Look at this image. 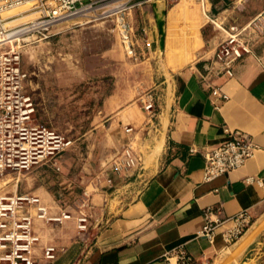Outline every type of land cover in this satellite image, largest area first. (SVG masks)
Listing matches in <instances>:
<instances>
[{"label": "crops", "instance_id": "obj_1", "mask_svg": "<svg viewBox=\"0 0 264 264\" xmlns=\"http://www.w3.org/2000/svg\"><path fill=\"white\" fill-rule=\"evenodd\" d=\"M219 1L209 0L206 8L214 11L208 19L217 27L223 26V19L216 21L219 15H215L222 9L216 6ZM143 3L131 8L129 20L134 29H144L133 33L138 54L157 47L156 29L149 20H156V6ZM173 15L189 21L190 34L180 38L167 29L163 46L180 45L182 55H191L199 41L200 21L193 20L180 2L169 9L167 18ZM216 42L205 53L160 74L152 90L156 113L128 121L135 131L124 132L120 116L111 121L105 142L115 153L132 137L140 165L116 171L99 162L105 155L97 157V163L80 175L85 188L95 179L86 208L91 215L88 230L77 233L72 227L71 233L65 232L63 226L71 221L46 228V233L42 230L43 237L64 249L40 264H165L163 253L179 246L206 264H264V223L251 235L254 223L264 220V35L235 62L232 76L210 79L227 94L222 101L210 94L201 78L206 66H217L209 59ZM118 107L113 104L112 110ZM223 125L250 133L256 147L242 165L203 180L200 151L224 135ZM248 175L262 182H246ZM205 206H219L223 216L240 210L249 213L245 234L232 242L238 247L233 258L228 257L232 243L220 235L225 223L215 228L210 240L199 234Z\"/></svg>", "mask_w": 264, "mask_h": 264}, {"label": "built area", "instance_id": "obj_2", "mask_svg": "<svg viewBox=\"0 0 264 264\" xmlns=\"http://www.w3.org/2000/svg\"><path fill=\"white\" fill-rule=\"evenodd\" d=\"M25 1L28 0H0V180L8 187L0 191V264H40L53 260L64 246L43 237L42 230L71 220L77 233L85 232L91 221L86 210L90 205V192L85 187L74 199L73 206L64 199L52 198L49 202L32 190H17L25 175L37 167L60 170L62 156L73 142L70 137L38 120L37 103L30 90V73L22 58V46L32 39L47 37L50 27L60 21L74 16H94L95 13L113 19L126 54L136 58L134 31L127 14L131 8L148 0H32L36 2L34 15L9 23L11 15L3 16L2 12ZM203 1L200 0L201 4ZM219 27L224 29L225 35L216 42L209 57L217 66L213 68L210 63L201 78L209 86L210 94L222 101L227 94L210 79L213 75L232 76L235 62L250 52L254 42L264 35V7L238 25L230 23ZM137 100L145 118L155 115L151 90L143 91ZM122 129L127 133L135 131L128 121L122 123ZM222 129L224 135L200 151L204 161L203 180L242 165L256 147L250 133L243 129L226 125ZM132 141V137L127 138L120 145L110 163L113 170L126 171L140 165V154ZM244 180L262 182L251 175L245 176ZM202 217L199 234L210 240L215 228L225 223L220 235L227 244L236 240L250 222L246 210L223 216L219 206H205ZM162 256L165 264H206L181 246L164 252Z\"/></svg>", "mask_w": 264, "mask_h": 264}, {"label": "rangeland", "instance_id": "obj_3", "mask_svg": "<svg viewBox=\"0 0 264 264\" xmlns=\"http://www.w3.org/2000/svg\"><path fill=\"white\" fill-rule=\"evenodd\" d=\"M178 2L185 5L193 20L200 21L199 41L191 55H182L180 45L173 49H167L166 45L159 47L156 22L149 19L156 29L157 47L144 54L136 52V58L129 56L120 42L113 19L95 13L94 16H74L60 21L50 27L47 37L32 39L22 46V58L30 73V90L37 103L38 120L70 137L73 142L62 156L60 170L37 167L25 175L17 190L36 191L49 202L52 198H60L73 206L74 199L84 187L80 175L86 174L102 154L106 159L99 162L110 166L118 151L113 153L114 147L104 140L111 121L119 116L122 123L133 119L142 121L145 116L139 107L138 95L148 89L152 91L154 81L161 77V73L167 74V69L175 70L205 53L225 35L208 19L214 12L206 9L208 3L201 6L197 0L146 1L143 4L156 6L155 15L160 10L166 13L163 15L165 36L167 29L180 38L189 32V21L185 18L175 15L167 18L169 9ZM35 4L34 1L31 6L6 10L2 15H11L9 23L22 21L32 16ZM216 6L222 8L215 13L219 15L216 21L223 19L222 25L226 27L247 20L264 7V0H220ZM131 15L132 11H129L127 18L130 21ZM140 30L133 28L136 34ZM117 103L120 107L112 110L113 104ZM134 143L133 140V147ZM94 183L95 179L88 181L87 191L92 190ZM2 185L0 182V188ZM69 223L71 226H63V230L71 233L73 224ZM263 223L264 220L257 224L261 226ZM43 230L47 232L46 228ZM251 231L252 235L257 230ZM229 249L228 257L233 258L238 251L237 243H232Z\"/></svg>", "mask_w": 264, "mask_h": 264}, {"label": "bare ground", "instance_id": "obj_4", "mask_svg": "<svg viewBox=\"0 0 264 264\" xmlns=\"http://www.w3.org/2000/svg\"><path fill=\"white\" fill-rule=\"evenodd\" d=\"M190 2H194V0H189ZM32 2H34V1H32V0H28V1H25V2H23L22 4H20V5H17V6H15V7H12V8H10V9H14V8H16V7H19V6H22V5H24V6H31L32 5ZM197 2L201 5V6H205L208 2L206 1V0H204L203 1V4H201V2H200V0H197ZM10 9H7V10H10ZM6 11V10H5ZM4 12V11H3ZM2 12V13H3ZM34 15V13L32 12V16ZM164 37H165V32H164ZM163 45H164V40H163ZM0 182H2L3 183V181L2 180H0ZM11 188H14V185H11L10 186ZM6 188H8L7 186H5V185H2L1 186V188H0V191H2V190H4V189H6ZM36 192V191H35ZM41 195V194H40ZM42 196V198L44 199V200H46L45 199V197L43 196V195H41ZM69 221H71V220H69ZM254 229L255 230H258L259 228H260V225L259 224H254ZM47 230V229H46ZM242 235V234H241ZM240 235V236H241ZM239 236V237H240ZM234 242V241H233Z\"/></svg>", "mask_w": 264, "mask_h": 264}, {"label": "water", "instance_id": "obj_5", "mask_svg": "<svg viewBox=\"0 0 264 264\" xmlns=\"http://www.w3.org/2000/svg\"><path fill=\"white\" fill-rule=\"evenodd\" d=\"M163 15H164V10H160L159 14H156V20H155L157 26V32L159 33V38H158L159 47L163 46V40H164Z\"/></svg>", "mask_w": 264, "mask_h": 264}]
</instances>
